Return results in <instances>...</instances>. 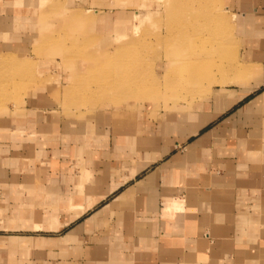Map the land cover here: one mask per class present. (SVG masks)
<instances>
[{
	"label": "crops",
	"instance_id": "1",
	"mask_svg": "<svg viewBox=\"0 0 264 264\" xmlns=\"http://www.w3.org/2000/svg\"><path fill=\"white\" fill-rule=\"evenodd\" d=\"M225 2L247 69L205 97L62 114L29 88L0 126V264H264V0Z\"/></svg>",
	"mask_w": 264,
	"mask_h": 264
},
{
	"label": "rangeland",
	"instance_id": "2",
	"mask_svg": "<svg viewBox=\"0 0 264 264\" xmlns=\"http://www.w3.org/2000/svg\"><path fill=\"white\" fill-rule=\"evenodd\" d=\"M43 2L37 7L36 0H22L20 4L0 0V12L13 10L16 23L13 32L7 30L8 44L0 33V126L24 110L26 102L22 101L29 94V88L36 84L43 88L34 95L29 94L27 100L36 94H48L62 114H89L111 107L133 110L142 102L170 109L176 103H190L205 97L214 86H200L190 94L187 74L219 78L224 70L230 78L216 85H226L238 81L239 71L247 69L238 58L241 45L235 16L226 8L225 0ZM205 4L209 7L206 17L213 19L212 26L201 14ZM217 28L219 32L215 31L213 36L217 39L210 43L215 50L208 51L210 44L205 39L213 34L210 30ZM100 40L101 45H97ZM182 44L194 46L193 55L185 59L192 62V68L181 72L178 81L171 79L165 84L169 55ZM6 60L19 61L21 67L9 61L5 63ZM105 75L127 77L128 81L142 76L146 79L145 86L156 80L162 88L174 87L177 95L166 94L159 100L131 96L114 99L109 90L97 88V81H90Z\"/></svg>",
	"mask_w": 264,
	"mask_h": 264
},
{
	"label": "bare ground",
	"instance_id": "3",
	"mask_svg": "<svg viewBox=\"0 0 264 264\" xmlns=\"http://www.w3.org/2000/svg\"><path fill=\"white\" fill-rule=\"evenodd\" d=\"M43 1L44 0H38L37 1L38 7L40 6V4ZM202 6H201L202 7L201 14H202L203 18L207 21H210V23L209 22L208 23L211 24V26L214 25L213 19L211 21L209 15H208V17H206L208 14V8L209 7L207 8L206 4L202 5ZM137 17H138V13L135 14V18H137ZM74 18L79 19V17H77V15H75ZM190 18H192V17H190ZM137 20H139V19H137ZM208 30H210V29H208ZM210 31H212L213 34H210L209 35L210 37H208V39L207 38L205 39L207 45H208V43L210 44L211 41L217 39V36L216 37H213V36L216 35V34H214L215 31L218 34L219 29L218 28L212 29ZM101 43H102V40L98 41L97 45H101ZM193 48H194V46H188V45H183V44L180 45L179 47L173 48L174 49L173 53L171 55H169L170 66L168 65L169 69L167 71V75H166L167 77L164 79L165 84H167V81L171 80V79H177V81H178V78H179L178 75L181 74V72L192 68V62L186 61L185 59L188 58L187 56L193 55V53H191ZM213 49H214V47L210 44V48H208V51H212ZM113 55H116V53L112 54V56H110L111 58H109V60H111L112 57H114ZM8 61L11 62L13 64V66H15V67H21V65L18 64L19 61H18V63L10 61V60H6L4 62L7 63ZM217 62H218V60H217ZM226 73L228 74L227 71L223 70V73L221 74V76L219 78H215L214 76L213 77L208 76L206 79L202 76H194V77L190 76L189 77L187 74V79L190 83V87L188 88V91L190 90V92H188V93L191 94V93L197 92L198 89L200 88V86L202 88H207V87H210L212 85H216L218 83H220V84L225 83L230 78V77H227ZM99 79L100 78H98V79L92 78L90 81H94V82L97 81L96 83H98V84H96L95 87L104 89L106 91L109 90V92H111V94H112V98L118 99V100L123 99L125 97H129V96L137 98V99H146L147 98V99L159 100V99H162L164 96H167L166 94H171V95L176 94V93H174L175 88L173 86H171V87H173L174 89L173 88L172 89L162 88V86H160L159 82L156 80L155 81L152 80L153 83H150V85L148 87L145 86V84H143V83H145L144 81H146V79H144L142 76L139 78L134 77L133 79H131L129 81H128L127 77L126 78L125 77L124 78H119V77L114 78V77H111V75L110 76L105 75L103 78H101L100 80ZM139 82H141V83H139ZM197 84H199V87L197 86ZM175 87H176V84H175ZM125 88H127V91L124 90ZM0 96H2V95H0Z\"/></svg>",
	"mask_w": 264,
	"mask_h": 264
}]
</instances>
